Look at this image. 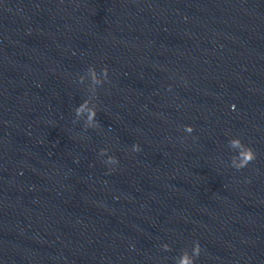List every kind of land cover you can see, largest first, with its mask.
<instances>
[{"label": "clouds", "instance_id": "1", "mask_svg": "<svg viewBox=\"0 0 264 264\" xmlns=\"http://www.w3.org/2000/svg\"><path fill=\"white\" fill-rule=\"evenodd\" d=\"M95 115H96L95 112L91 113L92 117H94ZM185 131L191 133L194 131V129L191 125H185ZM229 144L233 148L240 149V151L238 153L239 163L235 165L237 170H241V169L247 167L249 165V163H251L252 161H254L256 159L255 150L251 146L245 145L239 137H236V138L230 140ZM140 150L141 149H140L139 144L133 145V151L139 152ZM106 163L110 164V165H114V164L118 163V160L115 156H109ZM200 252H201L200 243H199V241H196V244L193 248V256L198 258L200 256ZM179 264H195V260L191 259L187 254H185L181 258Z\"/></svg>", "mask_w": 264, "mask_h": 264}]
</instances>
